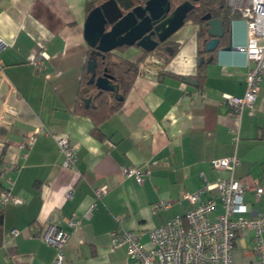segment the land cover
Masks as SVG:
<instances>
[{"label":"crops","instance_id":"obj_1","mask_svg":"<svg viewBox=\"0 0 264 264\" xmlns=\"http://www.w3.org/2000/svg\"><path fill=\"white\" fill-rule=\"evenodd\" d=\"M86 0H0V186L13 182L21 202L4 205L0 228V264H51L54 247L40 234L50 223L69 233L64 264H140L126 248L111 246L113 231L143 232L156 228L192 207L182 197L228 171H216L211 160L236 155L232 175L244 186L247 216L264 211V73L255 101V114L244 108L238 121L223 95L245 91L246 25L234 18L229 27L233 49L219 48L205 66L201 88L194 77L201 47L197 26L185 22L169 40L179 49L165 64L162 57L145 58L122 106L99 125L101 139L92 135V121L73 112L85 68L88 44L83 35ZM170 49V47H169ZM43 50L48 59L40 68L29 61ZM144 51L132 46L119 54L131 61ZM165 70L174 75L158 76ZM178 76L196 81L187 84ZM203 94L200 95V94ZM44 127L28 147L27 136ZM236 131L238 141H233ZM77 144L76 167H61L55 139ZM146 170L142 181L122 174L124 167ZM254 185L263 187L255 199ZM107 186L89 218L93 190ZM207 195L203 196V199ZM166 208L156 209L160 201ZM218 206L210 214L221 212ZM79 221L75 227L67 219ZM16 230L17 234L10 232ZM252 232L238 236L236 262L250 259Z\"/></svg>","mask_w":264,"mask_h":264},{"label":"built area","instance_id":"obj_2","mask_svg":"<svg viewBox=\"0 0 264 264\" xmlns=\"http://www.w3.org/2000/svg\"><path fill=\"white\" fill-rule=\"evenodd\" d=\"M230 11L243 20L246 25L247 44L240 49L247 53L248 63L245 72V91L240 97L223 95V102L229 107L231 114L239 121L244 108L255 114V101L259 93V82L264 73V0H224ZM6 42L0 38V50ZM48 55L43 50L33 53L29 59L31 63L45 68ZM0 60V74H2ZM200 94V93H199ZM203 96V94H200ZM49 132L42 126L30 133L20 147H28L38 134ZM233 141H238L237 132H233ZM57 150L62 155L61 167L73 170L76 167L77 144L71 143L67 137L55 139ZM239 163L236 155L218 157L211 160L212 168L216 171L226 170L228 177H218L209 182L203 173L200 178L203 185L196 191L183 192L182 197L192 204L185 213L176 215L160 226L147 231L148 242L140 241L143 232L126 229L113 231L111 246L125 247L129 259L140 264H237L235 250L238 236H251L250 254L252 259L244 264H264V211L260 215L247 216L248 207L244 201V186L234 178L232 172ZM146 170L137 167H124L125 177H134L142 181ZM13 182L0 192V202L19 204L21 200L12 193ZM255 199L263 193V187L254 185ZM107 191V186H99L93 190V202L84 213L89 218L96 201ZM207 195L203 199V196ZM169 202L160 200L156 209L166 208ZM221 207V212L213 218L210 214ZM70 226H77L79 221L67 219ZM16 235L14 229L10 232ZM69 233L55 223L46 226L40 239L55 248L56 254L51 264H64V246Z\"/></svg>","mask_w":264,"mask_h":264},{"label":"water","instance_id":"obj_3","mask_svg":"<svg viewBox=\"0 0 264 264\" xmlns=\"http://www.w3.org/2000/svg\"><path fill=\"white\" fill-rule=\"evenodd\" d=\"M198 0H146L124 12L115 0H104L93 7L86 15L83 35L89 47L96 54L113 51L120 46H136L144 52L156 49L159 42L169 39L184 23L193 2ZM206 20L207 33L211 37L205 43V50L213 51L224 35L223 22L210 13L202 16ZM156 36V39L153 38ZM231 34L229 45L222 49H233ZM199 57L198 63L210 61ZM96 60L93 53L86 63L89 83H94L99 90L115 91L116 85L108 74L96 76ZM185 82L196 86V81L185 77ZM86 104L89 99H86Z\"/></svg>","mask_w":264,"mask_h":264},{"label":"trees","instance_id":"obj_4","mask_svg":"<svg viewBox=\"0 0 264 264\" xmlns=\"http://www.w3.org/2000/svg\"><path fill=\"white\" fill-rule=\"evenodd\" d=\"M104 0H86V12L88 13L93 7L100 4ZM118 6L124 11L130 10L132 7L138 4H144L146 0H115ZM206 13H210L212 17L220 18L223 22L224 35L219 39L218 46L213 51L205 50V43L211 37L207 33L206 20L202 19ZM236 18V14L232 13L224 0H198L193 2L192 9L188 12L185 22H191L197 26L196 37L201 49L198 52V56H204L205 59L211 57L210 61H204L198 64V68L194 77L197 81L198 87L201 88L205 78V66L207 63L213 60L214 54L219 48L226 47L229 27L231 21ZM166 47H170L171 50H165ZM130 48V46L123 45L113 51L96 54L92 47L88 48L87 60L93 53V57L96 60L95 72L96 76L108 74L112 79V83L116 85L115 91L99 90L94 83H89V73L86 71V64L80 78L76 101L73 106V112L88 117L92 123L93 128L91 130L92 135L101 139V133L99 131V125L108 119L113 113H115L123 104L124 99L130 91L134 79L139 72L141 62L145 59V56L154 52L161 51L164 55H160L165 59V64L172 58L179 49V45L174 44L169 39L158 44L157 48L151 52H144L143 57L138 60L131 61L122 57L119 52H123ZM173 76L174 74L165 70L163 67L158 76ZM186 76H178L182 81ZM86 99H89V103L86 104ZM5 186H0V192ZM4 219V205L0 202V228Z\"/></svg>","mask_w":264,"mask_h":264},{"label":"rangeland","instance_id":"obj_5","mask_svg":"<svg viewBox=\"0 0 264 264\" xmlns=\"http://www.w3.org/2000/svg\"><path fill=\"white\" fill-rule=\"evenodd\" d=\"M143 55H144V53H143ZM143 55L141 56V57H143ZM160 55L162 56V55H164L161 51H154V52H152V53H150V54H148L147 56H145V58H154V59H158V58H160ZM140 57V58H141ZM163 60H165V59H163ZM239 263V262H238ZM237 263V264H238Z\"/></svg>","mask_w":264,"mask_h":264},{"label":"flooded vegetation","instance_id":"obj_6","mask_svg":"<svg viewBox=\"0 0 264 264\" xmlns=\"http://www.w3.org/2000/svg\"><path fill=\"white\" fill-rule=\"evenodd\" d=\"M153 38L156 39V36H153ZM159 43H161V42H159ZM159 43H158V44H159ZM157 46H158V45H157ZM156 48H157V47H156ZM165 50L170 51L171 48L169 49V47H166Z\"/></svg>","mask_w":264,"mask_h":264}]
</instances>
